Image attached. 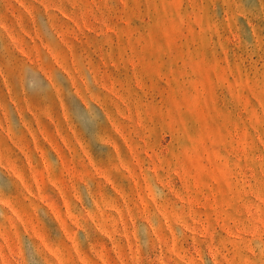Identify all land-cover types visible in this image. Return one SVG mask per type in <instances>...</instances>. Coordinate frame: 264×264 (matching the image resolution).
Here are the masks:
<instances>
[{
  "label": "rangeland",
  "instance_id": "rangeland-1",
  "mask_svg": "<svg viewBox=\"0 0 264 264\" xmlns=\"http://www.w3.org/2000/svg\"><path fill=\"white\" fill-rule=\"evenodd\" d=\"M18 120L0 264H264V0H0Z\"/></svg>",
  "mask_w": 264,
  "mask_h": 264
},
{
  "label": "crops",
  "instance_id": "crops-1",
  "mask_svg": "<svg viewBox=\"0 0 264 264\" xmlns=\"http://www.w3.org/2000/svg\"><path fill=\"white\" fill-rule=\"evenodd\" d=\"M30 113L31 112L27 111V113L25 112L24 114L30 117ZM19 117H20V114H19ZM18 121L22 124V126L19 125V129H20L19 135H16V136L10 135L6 131V128L0 124V137L4 143V146H6L7 149L12 150L13 153L18 158H20V166L16 165L14 177L18 181H20L22 185H24L23 181L27 179V177L29 176H33L35 178L36 177L35 172L41 170V167H40L41 164H45V161L42 155V150H40L38 146V140L42 142V144H44L43 142L44 139L42 137L40 138L38 135H36V133L33 134L31 132V129L27 125H25L22 120H18ZM6 148L3 147L2 145V151L4 150L6 152ZM44 150L47 154L49 153V155L53 157L55 162L57 161L62 162L61 159L57 157L58 156L57 151H54V150L49 151L48 147H45V145H44ZM2 151L0 152V155H2L3 153ZM0 159H1V156H0ZM8 162L9 161L6 160V164ZM0 168L6 171L7 174H9V171L12 172V169L6 167L5 165L2 166L0 164Z\"/></svg>",
  "mask_w": 264,
  "mask_h": 264
}]
</instances>
